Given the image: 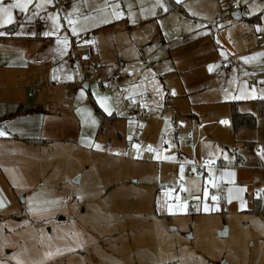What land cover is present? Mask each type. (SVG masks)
<instances>
[{"label":"rangeland","instance_id":"374dc122","mask_svg":"<svg viewBox=\"0 0 264 264\" xmlns=\"http://www.w3.org/2000/svg\"><path fill=\"white\" fill-rule=\"evenodd\" d=\"M56 1L33 0L26 12L13 9V22H17L14 16L20 13L30 22L36 20H32L35 17L36 21L41 18L45 21L48 32L38 33L36 37L34 32L28 31L34 41L40 38L36 46L42 61L43 56L53 53L54 45L49 37L58 39L57 43L64 38L71 41L74 55L79 59L80 54H85L87 60L91 47L96 55L94 60L101 66L100 77L105 85L104 88L94 86V79L102 81L96 71L86 74V66L78 65L71 70L67 64L63 80L66 91L59 101V93L56 96L57 100L48 110L51 115L40 117L43 128L51 126V130L42 129L41 142L29 149L25 147V151L21 145L4 144L6 140L0 138V165H3L0 189L6 197L0 196L3 201V207H0V264H18V261L21 264H264V218L250 212L252 193L263 188L256 183L245 184L246 204L238 207L235 200L229 203L223 199L228 193L224 186L216 180L211 184L209 176H203L206 164L221 160L224 165H231L237 149L245 151L244 161L255 159L250 150L255 141L264 137V117L249 100H264V52H261L264 44L257 46L259 52L236 59L237 56L228 55L226 49L221 48L223 45L217 48L211 42L203 43L204 39L198 40L199 47L208 44L206 54L210 62L216 58L217 51L234 73L228 82H224L225 78L215 79L214 72L200 75L193 66L183 71L180 79L195 87L192 90L197 98L203 97L200 93H206L208 97L214 90L219 101L232 97L235 101L242 99L243 104H237L239 106L249 104L246 106L253 111L248 114L253 115L256 124L254 128L246 129V136H242L255 141L225 148L221 141L226 138V133H209V138L212 135L210 142L204 138V147L198 152L195 147L194 157L182 155L184 160L192 158L200 163L199 171L194 170L195 174L187 177H182L181 171L167 172L171 161L165 153L158 164L161 158L156 152L159 141L165 138L168 144L171 143V135L166 130L167 120L162 116L169 103L152 111L144 107L145 114L138 119L135 110L142 106H137L136 102L126 104L127 97L118 95L120 90L126 91L125 87L119 86L127 77L126 71L120 72L119 85L111 81V76L118 73L117 61L124 66L131 64V86L135 81L137 89L142 78L154 76L160 67L167 70L171 63H176V52L182 45L179 36L187 38L190 30L202 31L200 34L205 33L211 40L216 30L210 26L214 18L204 9L205 3L215 12L233 5L245 11L242 20H238L243 23L235 33L237 45L239 37L251 36L253 30L264 37V3L256 0H188L185 7L193 16L189 18L176 10L164 12L166 4L163 0H71L63 12L55 10ZM4 3L10 4L12 0ZM160 10L164 13L160 14ZM222 15L221 9L216 16ZM249 17L253 19H247ZM127 18L131 25L125 30L122 27L123 33L120 27L124 25L119 24ZM238 22L230 16L222 25ZM0 32L9 33L3 29ZM4 35H0V54L14 43L12 38ZM168 39L173 41L169 46ZM159 42L166 43L165 49L157 48ZM128 48L132 50L131 56L127 53ZM250 52H253L252 47ZM186 55L182 53L179 57ZM188 59L186 63L197 60L194 57ZM69 61L67 58V63ZM71 71L75 76L69 78ZM83 80L88 81L89 97L108 116L103 124L81 89ZM217 82H220L219 86L224 83L222 92L215 90ZM71 102L77 104V109L60 108L66 104L70 106ZM42 117L44 121H41ZM127 128L140 131L139 144H130L125 135ZM78 132L80 138L77 140ZM218 143L219 147L216 146ZM129 145L131 149H128ZM218 150H221L220 156H216ZM247 155L252 158L247 160ZM4 179L15 189L29 180L30 187L33 185L36 191L28 190V195L15 194L10 192ZM207 190L218 200L191 202L190 210L183 206L184 202H190L192 194L203 199V192ZM235 195L232 192V196ZM172 200L178 202L174 208L168 203Z\"/></svg>","mask_w":264,"mask_h":264},{"label":"crops","instance_id":"0c3cea01","mask_svg":"<svg viewBox=\"0 0 264 264\" xmlns=\"http://www.w3.org/2000/svg\"><path fill=\"white\" fill-rule=\"evenodd\" d=\"M8 1L9 0H3V2ZM63 1L66 2L65 7L63 8V10H65L68 6H70L71 0ZM168 1H170L171 4ZM263 1L264 0H262L261 2H257L264 3ZM59 2H61V0H57L56 3H54L55 10H57L58 12H63V10H59L56 8V4H58ZM163 2H165L166 4L164 12H171L176 10L184 13L186 17L193 18V16H191V11H188V8L185 7L187 3L189 4L188 0H163ZM231 7L220 8L215 12L214 10H212L213 8L210 4L205 3L204 9L207 10L211 18H214L212 23L210 20V26L214 28V31L216 30L215 36H213L210 40L205 33L203 35H205L206 37H203V35L200 34L203 32L200 30V33L198 31L194 32L190 30L189 32L191 34H189V36L185 38V40H181L179 36L178 41H180L182 45L176 52V63H171L170 68H168L167 70H161L160 67L154 74V76L142 78L141 82H139L137 86V89L135 88V81L133 82V86H131L130 79L133 76V66L131 64H126V66H124V68L119 71L117 64L121 61H117V63L115 64L119 73L123 70L126 71L127 77L122 84H120L119 82L120 79L119 81H114L116 83L118 82L117 85L120 84V87H125L126 91L124 90L123 95H120V92H122V90L119 91L118 95L127 97L126 104L129 102H136L135 104H137V106L141 105L142 109L146 107L148 110L152 111L169 103L166 105L165 111H163L162 116H164V118L167 120L166 130L171 135V143L168 144V142L165 141V138H162L159 141L157 145L158 147L156 149V152L159 153L161 157L158 164L162 162L163 156H165L164 153L166 154V156H169L171 164L167 166L168 169L166 168L169 174H176V172L181 171L182 177H187L188 174L184 169V165L186 163L192 161L194 165L196 164L200 166V163L194 161L192 158L186 159L187 161L184 160V157L182 155L187 154L194 157L192 154H194L195 147L197 150L196 152H198L202 148V146L205 145V140H207V142H210V138H212V135H210L209 138L208 134L212 133L213 131L226 133V138L221 141V144L225 148L232 147V145L237 146V144L239 143L249 144L252 143V141H255L253 139L249 141V139H245L244 136H242H246L245 133L246 129L248 128H242L234 132L231 124L232 105L237 108L239 113L248 114L249 112L253 111V109L246 106L249 104H245V106H239L237 104H243L242 99H240L239 101H235L232 97H229L228 99H225L223 101H219L218 97H216L214 94V90L210 92L211 94L208 97H206V93H200L203 95V97L197 98V94H193L196 92L192 90L195 87L191 83L188 84L187 82H184L180 79V74L183 71L188 70V67L196 66L200 75L202 74L205 76L206 74H209L207 71H210L209 67L211 66L210 72H214L215 79L225 78L224 82H228V78L234 73V69H231L230 65H228L226 69L222 68V65L226 62L222 61L217 51L215 52L216 54L214 56L216 58H212L210 62V57L206 54V48L209 46L208 44H203L205 42H211L213 46L217 48H220L221 45H223V47L221 48L226 49L228 55H231L233 57L237 56L236 59H239L243 55H250L251 53L259 52L258 50L260 49L257 46L261 43L264 44V37L260 34L257 35V32H254V30L252 31L251 36L246 35L247 38L245 36L239 37L238 45L236 44L235 33L237 32L236 30L239 28V25L242 22H238V20H242L245 11L242 12L241 10H235L231 14H229L232 20L234 19L238 22L237 24H228L225 26L222 25L224 22L230 19V16L223 22H220L218 24L215 23V19L218 18V16H216L218 12L222 9L223 14H225ZM249 9H251L250 13H252V7L249 6ZM164 12L160 10V14H163ZM193 15L196 16L195 14ZM14 17H17V22H13L7 25H0V31L2 29L9 31V33H7V35H4V37L12 38L14 40L13 45L10 44V46L7 49H4L0 54V132L5 133V135H0V138L3 141L6 140L4 144L14 143V145H21V147H27V149H29L31 147H35L36 144H39V142H41L42 129L43 131L46 129L51 130V126H45V128H43V124L41 125L40 123V117L41 115L50 116L51 114L48 110L52 108L51 105L55 103L57 98L59 101L62 98L60 96H63L64 92L66 91L67 86L66 84L64 85L63 80H65V71L66 69H68L67 64L71 66V70H73L74 67H79L78 65L82 62H86L85 64L89 63V65L93 67V70L97 72V75L99 77L102 76L100 71L101 66L99 65L98 61L94 60V57L96 55L94 56V50L91 47L88 50H91L93 53L92 59L86 60L85 54V56L83 54H80V56L78 55L80 57L79 59L74 55L75 51L71 41H68L64 38V40L60 39L57 43L58 39H54L53 37L48 38V40L54 45L53 53L48 56H43V62L41 60V52L36 46V42H38L40 38H37L34 41V36H32L30 33L34 32L35 36L37 37L38 33H44L45 31L48 32L46 30L47 25L45 24V21H43L41 18V23L40 20V22L36 21L38 19L35 17L32 20H36L30 22L28 18L24 17L23 13L17 14V16ZM247 19H253V17H249ZM196 20L198 19L196 18ZM111 22L115 21H110V23ZM119 25H124L121 27L119 26L121 31L122 27L123 30H125L131 25L130 19L127 18L125 22ZM25 31L27 32L25 33ZM28 31L30 33H28ZM122 32L124 33V31ZM259 36H261L262 38L258 39ZM218 38H221L222 41L218 42ZM198 40H203L202 47H199V45H197ZM64 41H67V45H65ZM172 43L173 41L168 39V46ZM165 47L166 43L162 44L161 42H159L157 46V48L160 49H165ZM250 47H252L253 52H250ZM262 47L264 48V45ZM128 52L131 56L132 50L129 49L127 50V53ZM182 53H185L187 55L185 57H179ZM188 57H194L197 58V60L194 62L186 63V61L189 60ZM67 58L70 59L68 63ZM76 58L78 59L77 61ZM37 60H39L41 63H35V61ZM172 65L173 67H171ZM216 75H218L219 77H216ZM74 76V72L71 71L69 78ZM101 79L102 86L99 87L97 84H95V82H93L94 86H98V88H104L105 81L103 78ZM35 82H39L41 85L37 83L38 86L34 89L33 95L29 97V88ZM219 83L220 82H217L214 88L215 90H219L222 92L224 89V83L221 86L218 85ZM81 89L86 93V97L89 98V102L93 107V105H95V101L92 100L91 97H89V93L87 92L88 85L87 89H83L82 86ZM168 89L171 90L170 93ZM58 93L59 96L56 98ZM194 96L196 98H194ZM257 99H251L249 100V102L252 101L254 107L258 112H260L254 103V101ZM56 107L58 106L56 105ZM72 107L74 109H77L75 108L77 107V104L75 102H71L70 106L68 105L66 108H63L61 106L60 108L66 110L72 109ZM92 109H94V107ZM96 111L97 110H95L94 112ZM98 112L103 113L101 112V109H99ZM98 112L96 113V116L100 120ZM106 117L108 116L106 115ZM110 117L111 116H109V118ZM261 120L262 118L260 117L259 123L261 122ZM41 121H44L43 117L41 118ZM170 122L171 126L169 125ZM54 126L55 128L60 127L56 125ZM128 129L133 128H127L125 133V135L129 137L130 142L131 138L129 135H127ZM190 136L193 140V143L189 144ZM79 138L80 133L78 132L76 139L78 140ZM181 138L183 139L181 140ZM139 143L132 144L130 142L131 145H137ZM198 145L199 147H197ZM216 146L219 147L220 144L218 143ZM24 150L26 151V148ZM218 151L216 156H220L221 150ZM250 152L254 155L255 159L250 160V158L252 157H248L247 155L246 159L250 160L249 162L244 161V157L246 155L245 151L239 152L237 149V154L232 155L235 158V161L232 162L231 165H224L223 161L218 160L216 164H206V166H204L203 176L208 175L210 178L209 183L211 184L214 182V180H216L218 184L224 186V189L227 190L228 193L224 194L223 199L229 201V203H232V200H235L238 207H242L246 204L243 196V194H245L247 190L245 184L251 186L252 183H256L263 188V190L261 191H264V137L259 141H255V144L251 146ZM195 156L198 157L197 153L195 154ZM176 162H178V165ZM194 165L191 167L192 171H199L198 166L195 167ZM2 166L0 165L1 175L3 173ZM178 176H180V174H178ZM182 177L180 179L182 183H184L185 180L183 181ZM6 179L4 180L8 183ZM177 179L178 178L176 177L175 183L177 182ZM8 189L10 190V192H13L15 194L21 192V194L27 193L26 195L30 194V192L33 190L36 191L33 185L32 187H30L29 180L24 181L23 185L20 188L16 189L8 183ZM28 190H30V192ZM232 192H235L236 195L232 196ZM255 192L258 191L254 190L251 199L254 198ZM178 193L180 194V192ZM0 196H3L4 199H6L5 193L1 189ZM192 197L200 202H207L210 199H212V201L218 200L217 198L213 199L214 196L211 197L208 190L207 192H203V199L200 198L198 194H192V196H190V200L192 199ZM187 202H184L183 206L185 208L187 207V210H190V204L193 203ZM194 205H196V203H194ZM244 208L247 209V207ZM254 214L260 217L263 216L264 218V213ZM259 243L263 244V241L259 240Z\"/></svg>","mask_w":264,"mask_h":264},{"label":"built area","instance_id":"2783aa9c","mask_svg":"<svg viewBox=\"0 0 264 264\" xmlns=\"http://www.w3.org/2000/svg\"><path fill=\"white\" fill-rule=\"evenodd\" d=\"M256 1H261V0H256ZM65 1H61V2H59L58 4H56V8L57 9H59V10H63V8L65 7ZM235 10H239L240 11V9H238L235 5H233L230 9H229V11H227V13H225L224 15H222V16H218V18H216L215 19V23L216 24H218V23H220V22H223V21H225L226 19H228L229 18V14H231L233 11H235ZM181 40H185V37H183V36H180L179 37ZM262 37L261 36H259L258 37V39H261ZM92 57H93V53H92V51L90 50L88 53H87V60H91L92 59ZM78 59L76 58V61H77ZM89 62V61H88ZM35 63H37V64H39V63H41L39 60H37V61H35ZM118 69H119V71L120 70H122L123 68H124V65L121 63V62H118ZM86 67H85V69H86V74H91V72H92V70H93V67L92 66H90L89 65V63H87L86 65H85ZM228 67V65L226 64V63H224L223 65H222V68H224V69H226ZM119 71H118V73H114L112 76H111V80L112 81H119V79H120V73H119ZM216 77H218V75H216ZM94 82H95V84H97L99 87H101L102 86V81H100V80H98V79H96V80H93ZM84 83H87L88 84V81H85V80H83V82H82V84H84ZM82 84H81V86H82ZM38 86V84L37 83H34L33 85H31L30 86V88H29V94H28V96L29 97H31L32 95H33V93H34V89L36 88ZM120 95H123V92H120ZM68 105L66 104V105H63L62 107L63 108H66ZM135 114H136V116H137V118L139 119V118H141V117H143V115L145 114V111H144V109H142V108H139V109H137V110H135ZM127 135H129L130 136V142L132 143V144H136V143H139V141H140V138H141V133H140V131H138V130H136V129H128V131H127ZM190 141H189V144L190 143H193V140L191 139V136H190V139H189ZM131 146L129 145L128 146V149L130 148ZM194 165V163L191 161V162H188V163H186L185 165H184V169H185V171L187 172V174L189 175V176H191V175H194V171H192V166ZM195 167H197L198 165H194ZM198 168H200L199 166H198ZM254 196H255V198H257V199H261V198H264V191H261V192H255L254 193ZM196 201H198V200H196L194 197H192V199L190 200V202H196ZM169 203V206L171 207V208H174V207H176L177 206V204H178V202L176 203L175 201H169L168 202Z\"/></svg>","mask_w":264,"mask_h":264},{"label":"trees","instance_id":"16d2710c","mask_svg":"<svg viewBox=\"0 0 264 264\" xmlns=\"http://www.w3.org/2000/svg\"><path fill=\"white\" fill-rule=\"evenodd\" d=\"M170 3V1H168ZM171 4V3H170ZM83 63V64H82ZM79 65L84 68L85 67V63L82 62ZM256 107L259 109V111L261 112V114L264 116V100L262 99H257L254 101ZM94 107V111L97 110L96 112L99 111V109L96 107V105H93ZM232 113H231V124H232V129L234 132H236L239 129L242 128H252L255 126V118L253 117V115L251 114H242L239 113L237 108H235L234 105H232ZM98 115L100 117V120L103 124V122L105 121L106 115H104L103 113L98 112ZM252 209H251V213H259V214H263L264 213V198L261 199H257L254 198L252 199Z\"/></svg>","mask_w":264,"mask_h":264},{"label":"snow or ice","instance_id":"6c2138e0","mask_svg":"<svg viewBox=\"0 0 264 264\" xmlns=\"http://www.w3.org/2000/svg\"><path fill=\"white\" fill-rule=\"evenodd\" d=\"M46 2H50V0H46ZM33 3V0H12V3L5 4L3 0H0V25H7L13 23V9H18L22 12H26L28 10V7L30 4ZM37 7H40L39 4H37ZM114 15H119L118 13H114ZM71 23V21H70ZM261 30V29H258ZM76 29L73 28V32L75 33ZM49 33H45V35H48ZM0 35H4L3 32H0ZM65 45H67V41H64ZM209 70L211 71V66L209 67ZM101 106L104 107V104L101 103ZM107 111V108H105ZM0 135H5L4 132H0ZM99 147V145H97ZM138 147V146H137ZM151 150V149H150ZM213 199H216V197H213ZM0 207H3V201L0 200ZM207 210V209H205ZM50 255V254H49ZM18 264H21V262L18 261Z\"/></svg>","mask_w":264,"mask_h":264},{"label":"water","instance_id":"95a60500","mask_svg":"<svg viewBox=\"0 0 264 264\" xmlns=\"http://www.w3.org/2000/svg\"><path fill=\"white\" fill-rule=\"evenodd\" d=\"M87 85H88L87 83L82 84V88L87 89ZM224 235H225V232L220 234L221 237H223Z\"/></svg>","mask_w":264,"mask_h":264}]
</instances>
